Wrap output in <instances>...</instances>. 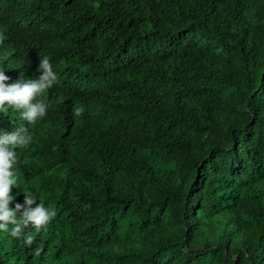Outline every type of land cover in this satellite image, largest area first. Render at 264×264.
I'll use <instances>...</instances> for the list:
<instances>
[{
    "label": "trees",
    "instance_id": "1",
    "mask_svg": "<svg viewBox=\"0 0 264 264\" xmlns=\"http://www.w3.org/2000/svg\"><path fill=\"white\" fill-rule=\"evenodd\" d=\"M0 37L6 83L57 75L0 113L33 137L10 207L57 212L0 264H264V0H0Z\"/></svg>",
    "mask_w": 264,
    "mask_h": 264
},
{
    "label": "clouds",
    "instance_id": "2",
    "mask_svg": "<svg viewBox=\"0 0 264 264\" xmlns=\"http://www.w3.org/2000/svg\"><path fill=\"white\" fill-rule=\"evenodd\" d=\"M2 39L0 37V42ZM37 71L40 75L36 79L18 80L8 84L6 82L9 77L0 70V113L15 109L28 125L35 124L46 116L48 105L43 99L37 98L42 97L57 83V75L47 56L40 58ZM83 112V107L73 109L74 117H80ZM32 139L29 128L24 125H20L13 132L0 134V231L8 233L13 238L23 239L28 246L33 244L34 237L25 234V230L29 227L34 228L37 233L42 229L46 230L47 225L57 215L56 210L46 207L42 200L37 204V195L28 190H23V203H16L14 208L10 207L15 199L11 194L12 189L20 188L14 171L18 162L16 150L27 148ZM41 251L42 249L38 247L35 254L39 256Z\"/></svg>",
    "mask_w": 264,
    "mask_h": 264
}]
</instances>
